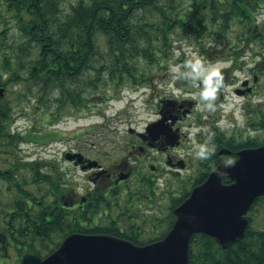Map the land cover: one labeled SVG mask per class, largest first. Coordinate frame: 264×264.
<instances>
[{"label":"trees","instance_id":"1","mask_svg":"<svg viewBox=\"0 0 264 264\" xmlns=\"http://www.w3.org/2000/svg\"><path fill=\"white\" fill-rule=\"evenodd\" d=\"M63 2L0 0V87L5 91L0 99V258H6L1 264H38L69 233L103 232L90 226L100 199L88 204L87 212L66 208L72 203L66 197L72 184L65 174L51 161L18 154L21 143L46 141L52 133L11 131L14 118L5 98L15 88L18 97L33 95L35 107H44L51 121L65 108L87 107L88 95H110L158 77L151 70L166 68L165 50H172L170 36L178 29L189 34L191 45L212 36L223 44L226 29L236 27L240 31L234 38L244 36L243 47L263 40L254 20L264 0H189L187 6L186 0H73L67 9ZM222 137L218 146L233 150L264 143L239 138L229 143ZM187 195L185 190L173 198L172 206ZM260 203L264 197L255 200L250 212ZM171 218V212L162 218L164 231L158 221L157 239ZM252 221L244 237L226 248L207 235H193L190 263L264 264V231L253 228Z\"/></svg>","mask_w":264,"mask_h":264},{"label":"flooded vegetation","instance_id":"2","mask_svg":"<svg viewBox=\"0 0 264 264\" xmlns=\"http://www.w3.org/2000/svg\"><path fill=\"white\" fill-rule=\"evenodd\" d=\"M256 43L263 48V41ZM242 47L235 48L234 42L224 40L215 50L214 58L228 64L204 76L193 72L175 76L157 74L170 82L165 83L167 87L174 82L173 89H167L162 95L157 88L151 91L150 97L158 95L154 98L156 115L152 122L160 120V128L151 134L146 131L148 124L140 131L128 127V136L123 142L115 138L106 142L111 144L112 150L107 151V164L87 156L82 150H69L82 154L80 164L70 162L79 169L89 160L97 161L94 167L82 170L90 185L82 188L83 194L72 185L69 193L72 205L66 207L87 212V205L100 199L99 211L90 217V226L100 227L103 232L92 233L127 241H154L159 237L157 223H162L160 202L165 195L159 194L157 178L171 176L180 186L188 187L173 196L167 191L166 214H172L173 198L182 197L185 190L189 193L198 176L208 175L221 161L235 158L231 156H236L240 149L219 147L222 136L229 143L238 138L264 141V57H256L259 60L253 67L246 68V62L252 59L248 61L240 56ZM180 62L177 59L173 64ZM180 68L185 72L190 69ZM241 72L246 75L239 79L237 73ZM174 90L178 93H173ZM231 103L233 108L227 111L225 107ZM130 119H118V122L130 124ZM221 149L228 153L219 154ZM125 174L126 179H118ZM173 219L172 214L171 223ZM162 225L164 230L167 226ZM2 259L6 260L0 258V264Z\"/></svg>","mask_w":264,"mask_h":264},{"label":"rangeland","instance_id":"3","mask_svg":"<svg viewBox=\"0 0 264 264\" xmlns=\"http://www.w3.org/2000/svg\"><path fill=\"white\" fill-rule=\"evenodd\" d=\"M72 1L64 0L62 7L67 9ZM189 3V0H186V6ZM254 22L259 25L257 30L261 32V39L263 38L262 41H264V7L256 13ZM215 30H218L217 27H213L214 35ZM239 31V27H236L234 32H230L229 29L225 31L228 40H230L229 43L234 42L235 48H241L244 42V36H241L242 39L240 40L234 38ZM188 36L189 34L180 31V29L171 34L170 44L173 48L172 50H165L166 57H168L166 68L163 70L162 68L153 67L151 72H155L154 75L161 73H168L170 76L184 73L192 75L193 72L198 76H204L228 64L225 60L211 58L214 56L215 50L222 44L217 37H203L199 45H191L195 43ZM248 46L242 47V50L239 51L240 56H243L245 60L252 59L251 62H246V68L253 67L254 62L259 60L256 57L264 56V44L263 48L257 43ZM177 59H180L181 62L179 65H174L173 62ZM184 65L190 67L186 72L180 68ZM237 75L239 79H242L246 73L241 72ZM165 83L169 84L170 82L160 77H151L146 84L143 83L138 86L127 84L119 92L110 95H102L101 93L88 95L87 107L65 108L59 112L57 119L51 121L46 114L42 113L45 110L44 107H35L36 99L33 95L27 93L25 96L18 97L16 93L18 89L15 88V92L5 98L8 100L14 118L11 131L21 134L38 131L52 133L46 141L35 142L31 140L21 143L17 148L18 154L27 159H42L53 162L59 171L65 174L63 175L64 178L69 180L72 185H76L78 191L83 194L82 188L90 185L86 174L78 167L72 166L65 159L64 152L73 149L82 150L87 156L94 157L107 164L109 162L107 151L112 150L111 144L106 142L114 138L123 142V139L128 136L126 132L128 127L140 131L152 122L156 115L154 98H157L158 95L150 97L151 91L157 88V90H160L159 95H162L167 89H173L174 82L168 87ZM88 93L89 91H87ZM173 93L178 92L174 90ZM225 108L227 111L231 110L233 104H227ZM129 117L131 119L125 121L131 122L130 124L118 122V119L122 121ZM189 130L191 129L189 128ZM113 153L115 156L117 155V153ZM156 184L157 189L160 190L159 194L161 192L165 193L160 202V209L163 208V214L160 215L165 217L169 206L167 191L173 196L177 191L179 192L184 187H188L187 185L180 186L179 183L173 181L171 176L157 178ZM250 216L253 219L252 227L264 231V205L260 203L255 206Z\"/></svg>","mask_w":264,"mask_h":264},{"label":"water","instance_id":"4","mask_svg":"<svg viewBox=\"0 0 264 264\" xmlns=\"http://www.w3.org/2000/svg\"><path fill=\"white\" fill-rule=\"evenodd\" d=\"M4 92L0 87V99ZM160 123H150L146 131L152 134ZM224 150L218 153H228ZM66 158L80 163L82 155L68 153ZM96 163L89 161L83 168ZM260 196H264V144L241 149L235 159L216 165L173 209V224L161 239L138 245L107 234L72 232L38 264H191L189 245L194 234L210 236L222 248L238 242L249 223L248 211Z\"/></svg>","mask_w":264,"mask_h":264},{"label":"clouds","instance_id":"5","mask_svg":"<svg viewBox=\"0 0 264 264\" xmlns=\"http://www.w3.org/2000/svg\"><path fill=\"white\" fill-rule=\"evenodd\" d=\"M207 94V93H206ZM200 155H203V153L201 152Z\"/></svg>","mask_w":264,"mask_h":264},{"label":"bare ground","instance_id":"6","mask_svg":"<svg viewBox=\"0 0 264 264\" xmlns=\"http://www.w3.org/2000/svg\"><path fill=\"white\" fill-rule=\"evenodd\" d=\"M56 248H57V247H56ZM56 248H55V249H56ZM55 249H54V250H55Z\"/></svg>","mask_w":264,"mask_h":264}]
</instances>
